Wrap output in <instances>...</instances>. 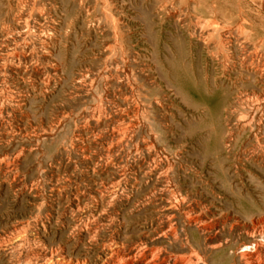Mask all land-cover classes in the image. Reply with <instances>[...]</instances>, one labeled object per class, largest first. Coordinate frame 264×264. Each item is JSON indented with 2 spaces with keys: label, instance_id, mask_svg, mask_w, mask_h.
I'll return each instance as SVG.
<instances>
[{
  "label": "bare ground",
  "instance_id": "1",
  "mask_svg": "<svg viewBox=\"0 0 264 264\" xmlns=\"http://www.w3.org/2000/svg\"><path fill=\"white\" fill-rule=\"evenodd\" d=\"M123 1L0 0L1 76L32 77L40 74L38 63L45 60L47 79L40 83L47 86L53 76L71 82L70 99L80 97L81 102L57 112L39 137L44 142L49 136V147L61 156L77 150L73 167H84L85 178L94 184L82 198L68 199L75 219H68L66 212L58 214L61 225L75 228L74 235L89 240L88 246L79 249L74 237L65 238L62 229L48 233L38 212L44 210L49 217L53 211L36 207L34 215L5 226L0 223V264H264V213L245 211L247 217L217 213L212 196L194 183L201 165L182 162L190 148L201 147L214 156L215 167L223 173L220 160L238 142L245 143L241 152L249 150L246 159L255 162L264 157V52L260 49L264 40L250 47L243 38L239 50L232 52L230 34H218L215 28L206 31V39L214 38L220 54L216 82L224 89L216 112L206 121L200 115L198 59L190 57L192 75L186 65L185 49L193 50L192 38L195 44L200 42V21L189 16L197 0H155L150 5L149 0H140L136 17L124 13ZM166 27H188V39L177 38L176 51L163 42ZM92 36L99 41L98 53L84 58L80 39ZM223 78L233 89L224 87ZM185 84L197 98L186 93ZM178 97L191 113L182 139L173 136L177 116L171 107ZM36 147L44 152L40 143ZM184 169L195 176L183 175ZM50 182L55 193L64 188L58 179ZM203 183L205 189L210 184ZM231 183L224 177L211 193L232 194ZM37 185L35 191L44 196ZM136 198L144 209L152 207L153 228L131 237L120 229L132 220L126 211ZM119 217L121 222L116 223ZM234 232L242 243L231 242ZM73 249L78 255L71 254Z\"/></svg>",
  "mask_w": 264,
  "mask_h": 264
},
{
  "label": "rangeland",
  "instance_id": "2",
  "mask_svg": "<svg viewBox=\"0 0 264 264\" xmlns=\"http://www.w3.org/2000/svg\"><path fill=\"white\" fill-rule=\"evenodd\" d=\"M136 1L138 3H136ZM154 1L155 0H149V5ZM123 2L125 7L124 13L127 16L128 14L131 17H136L139 15L140 11L136 9V6L140 3V0H124ZM194 8L196 10H193L192 7L190 8L189 16L192 19L198 18L200 21V42L195 44V40L192 38L194 45L193 50L190 51L185 49L186 52L188 51L186 65L188 67L189 74L192 75L194 62L193 59H198L200 66V115L204 118V120L208 121L207 116L209 117L213 115L214 112H216V107L218 106L219 100L224 94V89L216 82V79L220 75V66L217 60L220 57V54L214 45V38L206 39V31L215 28L218 34H230V39H232L230 45L232 52L235 50L237 51V49L240 48L239 43L243 40V38L246 40V44H249L250 47H252V45L255 42H258L260 39L264 40V0H197L196 6ZM81 23L83 24V21ZM187 32L188 27H166L163 42L167 43L172 51H176L175 48L177 47V38L181 40H185V38L188 39ZM98 42L99 41L97 38H95V36L86 39L81 38L80 55H82L84 58L93 57L96 53H98ZM205 42L208 43L206 44ZM263 47L264 45L260 47L262 52H264ZM46 63L47 62L45 60L39 62L38 65L40 66V74H34L32 77L23 76L24 78H20L18 75H13L9 77L6 76L4 78L0 74V104L1 102L3 103L0 105L2 107H0V216H3V218H0V223L3 222L1 224L4 226L8 222H11L10 224H12L17 221L16 219L20 220L25 216L27 217L31 214L34 215L36 212H38V209L49 207L50 212L53 211L52 216L48 217V214L44 210H39L38 212L39 215H42L40 217L45 220L47 225L46 231L50 233L52 231H58L62 229L64 231L65 238L74 237L76 247L83 249L89 245V240L86 238H77V230L75 231V228L69 227L66 224L61 225L62 223L58 218V214L66 212L68 219H75V213L68 209V199H75L76 197L82 198L89 191V189H92L94 184L93 182L91 183L89 179L85 178L87 177L85 176L87 172L85 171L84 167L82 168V166L78 164L76 167H73L72 158L77 159L79 156L77 155V150L74 149L76 154L75 151L71 149L69 154L61 156L58 154V152L56 153L55 150L49 147V136L46 138V140L44 139V142H42L39 137V135L44 130H46L48 125L54 119L57 112L61 111L63 108L67 109L69 103V107H75L76 104L79 101L81 102L82 99H80V97L79 99L78 97H75V101L77 99L78 100L76 102L72 101L70 98L74 95L72 92L74 89L72 88L71 82H61V80H59L56 76L52 77H55L54 79L51 78V83L47 86L45 83H40V81L44 82L47 79V75L44 74V67ZM222 80L224 81V87L227 88V90L233 89L230 81L227 79L225 80L224 78ZM185 88L186 93L190 97L197 98L196 94L192 92L188 85L185 84ZM174 103L175 105L172 104L171 111L174 113L175 117L177 116V123L175 125L176 129L173 136L175 139H182L186 130L185 119L188 118V116L190 117L191 113L181 97L176 98ZM9 105H13L14 110H11ZM202 108H206L208 112L206 109ZM240 111L242 113L244 112L243 114H246L245 111ZM202 112L206 115L203 116ZM24 125H26V127ZM263 142L264 141H262V143ZM38 143L42 145L41 149L44 152H38L36 147ZM243 144L245 143L238 142L235 145V148L229 152L228 156H225L227 155L226 152L223 154L224 158L220 160L223 171L225 170L223 173H221V171L215 167L217 162L214 156L210 153H205L201 147V152L200 150H197V146V148H193V150L190 148L182 158V162L184 163L189 161L190 163H188L191 164L193 161V165H201L197 173L200 178L197 177L199 180H194V183L199 191L201 188V190L210 194V197L212 196L214 199V206H212V209L217 213L221 214L228 211V213L242 214L245 217L248 216L245 211H249L250 213H257L258 211V213H264V157L254 160L255 162L249 160V158L246 159L245 156L249 154V150L244 151L245 148L243 147L244 149L242 148L243 151L241 152V146H245ZM31 147L37 151L32 150ZM91 149L93 151L95 148L91 145L90 150ZM238 150L241 152V154H239ZM260 161L262 163H260ZM81 172L86 173L81 174ZM90 173L91 169H89V174ZM182 174L187 177L195 176L193 171H190V169L182 170ZM106 176L110 177L111 174L107 173ZM224 177H226L230 183L232 182V194L226 193L228 194L226 195L225 193L223 194L218 192L212 194L211 190L216 191V189H218L220 186V180ZM66 178L67 181H65ZM55 179H58L61 183H64V188H61L59 192L57 191L56 193L55 191L50 190V180L52 181ZM70 179L71 182L69 181ZM87 180L90 182V184L87 182ZM204 180H208V182L211 184H209L206 189V185L203 183ZM36 184L41 186L39 187L37 185L39 190H41V194L44 196L39 195V193L35 191L34 186H36ZM76 188L78 191H76ZM136 192L137 190L134 189L133 194ZM76 194L78 195L76 196ZM237 196H240L241 199H237ZM138 199L140 198H136L134 200V204L132 208H130L132 210L129 209L126 211V215L128 214L127 216H131L132 220L128 222V225L125 223L126 226L124 223H122V227L120 229L121 234L126 233L131 237H134L138 233L144 231L146 232L147 230L151 231L153 228L151 225V219H154L152 218L153 215H151V213L153 214L152 207L149 206L147 208L148 210L144 209L140 200ZM138 204L140 205L138 206ZM251 206L256 207V209L251 210ZM36 207L38 209H36ZM116 211L120 210L116 209ZM137 213L140 215V217L135 216ZM115 222H121V218ZM63 228L66 229L64 230ZM84 230L85 228L82 227V232ZM74 233L76 234L74 235ZM230 240L231 242H243L241 236L237 232L232 234ZM127 244L128 246L125 245L126 247L124 246V249H127L131 242H128ZM70 252L73 256L78 255L77 250L75 249L70 250ZM198 252L200 253V251ZM181 253L183 255L185 254L184 252H179V255H181Z\"/></svg>",
  "mask_w": 264,
  "mask_h": 264
}]
</instances>
